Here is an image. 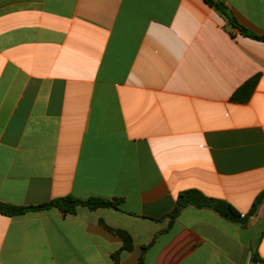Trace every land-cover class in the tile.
Returning a JSON list of instances; mask_svg holds the SVG:
<instances>
[{
	"label": "crops",
	"instance_id": "0c3cea01",
	"mask_svg": "<svg viewBox=\"0 0 264 264\" xmlns=\"http://www.w3.org/2000/svg\"><path fill=\"white\" fill-rule=\"evenodd\" d=\"M221 1L264 37V0ZM190 190L264 192V42L204 0H0V202L117 201L0 214V264H264V202L170 223Z\"/></svg>",
	"mask_w": 264,
	"mask_h": 264
},
{
	"label": "trees",
	"instance_id": "16d2710c",
	"mask_svg": "<svg viewBox=\"0 0 264 264\" xmlns=\"http://www.w3.org/2000/svg\"><path fill=\"white\" fill-rule=\"evenodd\" d=\"M209 6L213 7L219 13H221L224 18L228 21V23L235 29H238L240 33L246 37L262 41L264 42L263 36H258L253 34L244 26L240 25L231 10L223 3L221 0L214 1V0H204ZM251 94V90L247 87H244L241 91H239L235 98L240 102H246ZM264 202V192H262L253 205V208L248 215H241L231 204L223 201L217 200L213 198H208L203 195L201 192L196 190L186 191L180 194L176 207L172 213H170L166 218L170 220L172 223L180 214V212L189 207L194 206L196 208H208L214 210L223 218L227 219L230 222L236 223L241 227H244L251 217L256 215L258 208ZM78 207H86L92 211L101 209V208H112L117 209V201L106 200L103 198L98 197H91L86 200H79L70 196L57 198L51 200L48 203L39 205V206H28V207H20V206H13L9 204H4L0 202V214L4 216L10 217H17L22 216L27 213H36L42 212L49 209H57L61 211L63 214H75ZM118 236L123 240L124 249L130 250L132 247V240L131 237L122 231L117 232ZM253 264L260 262L261 260L258 258L255 248L253 249V257H252ZM140 264H143L142 260Z\"/></svg>",
	"mask_w": 264,
	"mask_h": 264
},
{
	"label": "water",
	"instance_id": "95a60500",
	"mask_svg": "<svg viewBox=\"0 0 264 264\" xmlns=\"http://www.w3.org/2000/svg\"><path fill=\"white\" fill-rule=\"evenodd\" d=\"M214 1H218V0H214Z\"/></svg>",
	"mask_w": 264,
	"mask_h": 264
}]
</instances>
